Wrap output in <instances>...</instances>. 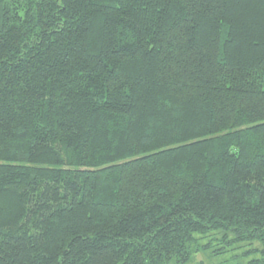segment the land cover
Here are the masks:
<instances>
[{"label":"trees","instance_id":"obj_1","mask_svg":"<svg viewBox=\"0 0 264 264\" xmlns=\"http://www.w3.org/2000/svg\"><path fill=\"white\" fill-rule=\"evenodd\" d=\"M219 236L264 264V0H0V264Z\"/></svg>","mask_w":264,"mask_h":264},{"label":"rangeland","instance_id":"obj_2","mask_svg":"<svg viewBox=\"0 0 264 264\" xmlns=\"http://www.w3.org/2000/svg\"><path fill=\"white\" fill-rule=\"evenodd\" d=\"M210 243L207 248H200L198 251L193 253L190 261L184 264H232L235 262H248L253 258H260L263 256L261 250L263 244L259 240L253 242L246 241L241 244L228 245L224 243L219 237H207L200 240V245ZM258 249V251H254ZM248 254L243 255L245 252L252 251ZM168 264H179L173 261Z\"/></svg>","mask_w":264,"mask_h":264}]
</instances>
